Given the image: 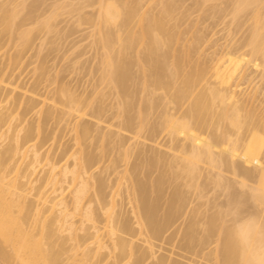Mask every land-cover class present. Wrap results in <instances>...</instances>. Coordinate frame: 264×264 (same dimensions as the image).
<instances>
[{"label":"bare ground","instance_id":"1","mask_svg":"<svg viewBox=\"0 0 264 264\" xmlns=\"http://www.w3.org/2000/svg\"><path fill=\"white\" fill-rule=\"evenodd\" d=\"M47 1H0V49L3 33L18 40L16 51L10 54L7 50V58L5 52L2 57L8 70L19 58L24 60L25 47L42 40L41 34L57 31L53 21L57 10L69 7L70 17L76 20L70 28L67 24L68 31L63 28L65 35L74 33L76 25L93 26L85 36L94 37L91 44L97 46V52L89 45L94 58L97 55L94 60L101 58L95 61L98 67L92 61L87 66L90 70L85 66V71L92 77L88 80L97 83L94 86L87 80L94 86L86 83L92 89L88 91V87V92H78L68 79L64 83L54 65L45 66L49 52L42 59L38 55L44 41L41 46L35 42L40 48L36 46L33 57L37 53L40 62H30L36 63L32 68L35 81L29 85L23 81L24 88L20 84L22 90L25 85L32 86L28 87L31 95L24 92L25 99L23 93L16 97L22 98L20 101H15L14 94L9 98L5 92L3 96V90L19 91V83L13 85L18 73L12 78L8 73L14 69L7 72L8 65L6 70L0 68V259L5 264H200L201 258L208 264H264V115L253 116L257 107L252 104L259 97L248 94L253 98L250 103L240 84L231 86L228 74L220 75L211 58L201 57L199 52V60L194 59L204 39L196 35L186 42L181 37L180 21L188 9L180 11L179 23L175 19L185 0H147L146 7L143 0ZM209 1L214 2L211 12L221 15H217L219 21L230 15L237 20L238 29L248 26L249 35L244 28L242 45L249 47L247 60L254 61L264 75V0L195 3L201 7ZM44 3H48L46 7ZM95 4H99L96 11H85ZM44 29L47 31L41 33ZM92 66L100 72L97 81L92 80L98 72L92 74ZM44 83L54 86L50 91L45 88L48 95L40 92ZM79 85L85 87V83ZM110 97L115 102L107 103ZM9 99H14V108L6 106ZM16 104L22 107L18 109ZM173 105H177L176 111ZM28 114L37 116L34 124L29 125L34 119L25 120ZM18 115L20 122L14 121ZM248 118L249 128L245 126ZM23 121L27 125H21ZM61 121H66L69 129L62 127ZM104 121L105 125L111 122L104 125L106 131ZM49 122L60 123L63 137L74 135L68 136L71 144L70 140L60 144L62 148L69 144L63 150L59 144L61 151L53 150L59 153L57 158L54 153L53 157L45 155L46 149L41 151L56 137ZM114 150L117 156L112 154ZM18 155L23 164L18 163ZM42 155L47 157L46 163ZM105 155L109 164L105 166L104 161L103 166ZM120 165L124 168L122 180L117 183L118 175L115 185H109L106 175H113L111 171ZM94 166L101 169L99 176ZM118 171L116 174L121 173ZM30 190L35 198H29ZM128 202L131 207L126 210ZM165 243L174 250L166 254ZM159 250L162 253L158 254Z\"/></svg>","mask_w":264,"mask_h":264},{"label":"rangeland","instance_id":"2","mask_svg":"<svg viewBox=\"0 0 264 264\" xmlns=\"http://www.w3.org/2000/svg\"><path fill=\"white\" fill-rule=\"evenodd\" d=\"M1 1V0H0ZM29 1V0H28ZM49 1V0H48ZM47 1V2H48ZM49 3V2H48ZM48 3H44L45 5V7H46V5L48 4ZM143 3L145 4V7L147 6V0H143ZM213 1H209V2H207V3H205L203 6H198L197 5V3H195V0H185V2L183 3V6L179 9V11L176 13V17H178V18H176L175 20H177V23H179L178 21L180 20V18H179V16L178 15H180L181 13H180V11H182V10H185V9H188V15L186 16V18L185 19H182L183 21H180V22H182L181 23V30H183L182 31V33H183V35H181V37L183 36V38H184V41L186 40V42L187 41H192V40H194V37L197 35V36H200V35H202V38L204 39V40H202L203 42L201 43V47L200 48H198L199 49V51H198V49L196 50V52H194V53H196V56H194V59H196V60H199V58L200 57H198L197 58V56H199V55H197V54H199V52H200V55H202L201 57H205V58H211L212 59V63L214 64V67H215V69L217 70V72L218 73H220V75H225V74H228V79H229V84L231 85V86H236V84H240V88L242 89V91H243V93H245L244 95H243V97H245L244 99H246V96H248V94L249 95H251L250 97H252V96H256V97H259V98H251V100L253 99V101H255L254 103H253V101H252V104H253V107H254V109L257 107V111L256 110H253V113L255 112V115H253V116H257L258 118H260V117H262L263 115H264V75H261L260 74V71L258 70V69H256L255 68V63H254V61H248L247 60V58H248V56H246L247 55V51H248V49H249V47L248 46H243L242 45V41H244V40H246V34H247V36L249 35L248 33H249V31H248V33H247V30L248 29H246V24H245V26H243L246 30H245V33L246 34H244V32H243V30H244V28L243 29H238V27H236V22H237V20H235V21H233L234 20V18L233 19H230L231 17H233V16H230L229 15V17L227 16L226 18L225 17H221L223 20H224V22H222L223 20L221 19L220 21L218 20L219 18L217 17V15H220V14H216V15H214V12L212 13L211 11H212V9H211V6L213 5ZM42 5H43V3H42ZM223 5V4H222ZM44 6H43V9H44ZM224 6V5H223ZM40 7H41V5H40ZM99 7V4H95L94 6H89V7H87L86 8V12L87 11H89L90 13L91 12H94V11H96L97 9L96 8H98ZM42 8V7H41ZM61 10H57V15L55 16V18H54V23L56 24V26H57V31H53V32H48L47 30H45L44 29V31L43 32H41V31H39V34H41V33H45V31H47L45 34H49L48 35V37H47V35H45V34H41V37L42 36H44L43 38H42V40L41 39H37L36 37L38 36V35H35V38L37 39V40H35L33 43H34V46L33 45H30L29 47H31V48H27V47H25V49H24V51L26 50V52H25V54H24V52L22 53V55L23 56H21V58L23 57V59L24 60H21L20 61V58H19V61H20V65L18 66V63H19V61H17V62H15V64L18 66V68H17V66H16V70H15V64L13 63V66H12V64H11V67H12V70L14 71H12L11 70V68H9L10 70H8V67H9V65L8 64H6V60H4L2 57L4 56V52H5V57H6V55L8 54V52H6L7 50L9 51V50H11L10 51V54H11V52H15L16 50H15V46H17V44H16V42L18 41L17 39H16V41L15 40H13V38H11V35L9 36V34H7L6 33V36H5V33H3V39H4V41H3V48L2 49H0V60H1V58H2V60L0 61V65H1V63L2 62H4L5 64H3L2 63V65L0 66V68L1 67H4L5 68V66L6 65H8V66H6V68H7V70H6V68H5V70L8 72H10V71H12V72H10V73H8L9 75L11 74V76H12V78H14V76L18 73V75L20 76L19 78H18V75H16L17 76V80H16V78H15V81H16V83L13 81V85H15L16 84V87H18L17 85V83H19V87L17 88L19 91H16V92H11V93H9L8 91H6V90H3L4 91V94H3V96L4 95H6L5 94V92H7V94H9V98H11V97H13V96H11L12 94H14V99H15V101H20V100H22V98L23 97H27L26 96V94H24V92H26L27 93V95H28V93H30L31 92V89H29L28 87H32V86H28L29 84H31V82H33V81H35V79H36V76H34V75H36V74H34V70L32 71V68L34 69V65L36 64H32V63H30L31 61L33 62V61H35V60H37V61H39L40 62V59H39V57L37 58V53H36V56H34L33 57V55H35L34 53L36 52V46L37 45H35V42H36V44L38 43L39 45L44 41V43H43V47L41 46V48L43 49V51H42V49H40L41 51H40V53L38 54L39 56H40V58L42 59V57L41 56H43V54H47L48 55V52H49V58H48V60L46 59V61L48 62V63H46L45 64V66L47 65V64H49V66H50V68H51V66H55L56 68H54L53 69V67H52V73H54V75L57 73L56 71H58L59 70V73L58 74H60L61 76L62 75H65V77H62L61 78V76L60 77H58L59 79H61V80H63L64 81V83H65V80L66 79H68L69 81H70V83H71V85H74L73 87L75 88H77V90H78V92L79 91H86L87 89H88V87L90 88V86H91V88L93 87V89H94V86H95V84L97 83V82H93V81H91V80H88V78H92L91 76H90V74L88 75L87 73H86V71H85V66L87 67L88 65H91L92 64V61H93V64L92 65H94V67H95V64L97 65V67L99 66V64H97L98 62H99V60H100V58H101V55L99 54V53H96V54H98V57H99V55H100V58H97V60H98V62H97V60H94V59H96V56H95V58H94V53L95 52H97V50L96 49H98V48H95V47H97V46H95L94 47V45L93 44H91V40H92V37H91V35H90V37H87V36H85L86 35V33L88 32L89 33V31L92 29V27H91V23H83V24H81V25H76L77 26V28H76V30H74V33H71V32H69L70 34H66L65 35V29H63L64 27L66 28V26H67V24H68V26L67 27H69L70 28V24L72 25L73 24V21L74 20H76V18H71L70 17V15H69V11H70V8L69 7H64V8H60ZM93 9H94V11H93ZM96 9V10H95ZM39 10V9H38ZM26 11V9L23 11L24 13H26L25 12ZM41 11V10H40ZM39 11V12H40ZM52 10H49V12H51ZM38 12V13H39ZM48 12V11H47ZM88 12V13H89ZM24 13H22V15H24ZM41 13V12H40ZM59 13V14H58ZM180 13V14H179ZM47 14L49 15V13H46L45 15L47 16ZM50 15H52V12H51V14ZM58 16V17H57ZM181 16V15H180ZM221 16V15H220ZM240 17V16H239ZM239 17H237V18H239ZM240 20H241V18H239ZM233 21V24H232V22H230L231 24H227L229 21ZM173 23H176V21L174 22V21H172ZM227 22V23H226ZM235 22V23H234ZM250 22V21H249ZM248 22V23H249ZM240 23V22H239ZM254 21H253V25H254ZM75 24V23H74ZM250 24H252V21H251V23ZM31 26V25H30ZM137 26V25H136ZM72 27V26H71ZM73 27H75V25L73 26ZM248 27V26H247ZM180 28V27H179ZM239 28H241V27H239ZM1 29V28H0ZM67 30L66 31H68L69 29L68 28H66ZM36 29H34V31H35ZM63 30H64V32H63ZM251 31H252V29H251ZM41 32V33H40ZM91 32V31H90ZM263 32H264V29H263ZM35 33V32H34ZM68 33V32H67ZM35 34H38V32L37 33H35ZM244 34V35H243ZM8 35V36H7ZM251 35V34H250ZM13 36V35H12ZM204 36V37H203ZM40 37V36H39ZM201 37V36H200ZM250 37V36H249ZM248 37V38H249ZM16 38V37H15ZM45 38H46V40H45ZM94 38V37H93ZM182 38V39H183ZM44 39V40H43ZM181 39V41H183ZM236 40H237V42H236ZM248 40V39H247ZM42 41V42H41ZM52 41H54L53 43H55L54 45L51 43ZM186 42H184V43H186ZM235 42V43H234ZM181 43V42H180ZM234 43V45L232 46V47H230L232 44ZM200 44V43H199ZM89 45H93V47H94V49H95V52H94V50L93 49H91L90 48V46ZM32 46H33V48H32ZM51 46H54L53 48L51 47ZM37 47H39V46H37ZM52 48V50L51 49H49V48ZM40 48V47H39ZM38 48V49H39ZM55 48V49H54ZM16 49H17V47H16ZM81 51V52H80ZM102 50H100V52H101ZM47 52V53H46ZM78 52H80L81 53V55H79V53ZM99 52V51H98ZM7 53V54H6ZM77 54H78V57H77ZM83 54V55H82ZM193 54V53H192ZM194 55V54H193ZM45 56V55H44ZM81 56V57H80ZM45 57H47V56H45ZM77 57V58H76ZM7 58V57H6ZM36 58V59H35ZM76 58V59H75ZM205 58H201V59H205ZM78 59V60H77ZM8 61V60H7ZM23 61V62H22ZM45 61V62H46ZM78 61V62H77ZM95 61L97 62V63H95ZM36 62V61H35ZM91 62V63H90ZM38 63V62H37ZM4 65V66H3ZM37 66V65H36ZM47 68H48V66H46ZM97 67H96V69H97ZM88 68V67H87ZM86 68V70L88 71V69L90 70V68H88L87 69ZM92 68H93V66H92ZM91 68V71H93L92 72V74L94 73V72H96L97 70L95 69V68H93L92 69ZM55 69H56V71H55ZM94 70H96V71H94ZM4 72V73H7V72ZM51 71V70H50ZM54 71V72H53ZM90 71V72H91ZM32 72V73H31ZM37 72V71H36ZM39 72V71H38ZM13 73V74H12ZM52 73L51 74H49V75H52ZM99 73V74H98ZM21 74V75H20ZM33 74V75H32ZM91 74V75H92ZM5 76H7L6 74H4ZM40 75V74H39ZM48 75V74H47ZM47 75H46V80H49V79H47ZM66 75H67V77H66ZM94 75L95 76H93V79L92 80H94V81H97L98 80V78L97 77H99V75H100V72H99V70H98V72H97V74L96 73H94ZM11 76H10V79L8 78L7 80L8 81H10L12 78H11ZM15 76V77H16ZM37 76H38V74H37ZM59 76V75H58ZM89 76V77H88ZM39 77V76H38ZM6 78V77H5ZM48 78H49V76H48ZM28 80V81H27ZM66 81L68 84H69V81ZM91 83V84H94V86L93 85H91V84H89V82ZM23 81H24V83L26 84L27 82H29L28 83V85H25V90H22V87L24 88V84H23ZM87 81V82H86ZM44 82V81H43ZM46 82V81H45ZM82 82H84L85 83V85H84V83H82ZM48 84H50L49 83V81L47 82ZM45 84L46 86H42L41 87V89H43V90H41L40 89V92L42 91V93H45L44 91H45V88H48V89H46V91H50V89H51V87L53 86H47L48 84ZM79 83H80V85H84L85 87H78V85H79ZM86 83H88L90 86H88V84L86 85ZM20 84H22V87L20 88ZM33 84V83H32ZM43 84V83H42ZM41 84V85H42ZM78 84V85H77ZM55 85V84H54ZM70 85V84H69ZM70 85V86H71ZM79 85V86H80ZM27 86V87H26ZM87 86V87H86ZM11 87H13V86H11ZM11 87H9L10 89H11ZM54 87V86H53ZM53 87H52V89H53ZM79 88H81V89H79ZM88 89V91H90V90H92V89ZM13 89V88H12ZM15 90H16V88H14ZM84 89V90H83ZM28 90H30V92H28ZM245 90V91H244ZM88 91H86V92H88ZM2 92V91H1ZM17 92H19V95H18V93ZM20 93H23V96H22V98L20 99V100H16L17 98L16 97H21V94ZM49 94V92H46L45 94H43V95H46V94ZM1 94V95H2ZM11 94V95H10ZM16 94V95H15ZM47 94V95H48ZM18 95V96H17ZM25 95V96H24ZM30 95H31V93H30ZM32 95H33V93H32ZM38 95H40V94H38ZM38 95H36L37 97H38ZM246 95V96H245ZM3 96H0V97H3ZM35 96V97H36ZM40 96H42V95H40ZM40 96L38 97V98H40ZM42 97H46V96H42ZM250 97L248 96V99H249V101H250V103H251V100H250ZM4 98H6V97H4ZM2 99V98H1ZM13 99V100H14ZM23 99H25V98H23ZM28 98H26V100H27ZM42 99V98H41ZM110 100L108 101L107 100V103H113V102H115V100H113V97L111 98H109ZM247 99V100H248ZM262 99V100H261ZM13 100H10L9 99V101H11V103L9 102V104L8 105H6V106H11V108H14V107H12V106H15V104H14V102H13ZM25 100V101H26ZM258 100H260V101H258ZM8 101V100H7ZM6 100H5V103L7 102ZM25 101H24V103H23V101H21L22 102V104H24L25 105ZM249 101H247V102H249ZM47 102H48V100H47ZM50 102H52L51 100H50ZM50 102H48V103H50ZM3 103H4V101H3ZM14 105H13V104ZM18 103V102H17ZM21 103H20V105H22ZM260 104V105H259ZM17 105V107H18V105L19 104H16ZM248 105H249V103H248ZM251 105V104H250ZM248 106V107H252V106ZM260 106V107H259ZM22 107V106H21ZM20 107V108H21ZM173 107H174V109H173V111H176L177 109H178V107H177V105H173ZM252 107V108H253ZM19 107H18V109H20ZM251 108V109H252ZM260 108V109H259ZM250 108H248V110H249ZM263 110V111H262ZM19 111V110H18ZM17 112V111H16ZM110 112V111H109ZM107 113V116L109 115V117H111L110 115H111V112L110 113ZM32 113V112H31ZM33 114H35L36 115V113H33ZM20 115H18V117H19ZM28 116H31L30 114H28L25 118H27V119H25V120H29L31 117H28ZM21 117V116H20ZM14 118V121L16 120V122H17V120L20 122V121H22V117L21 118ZM87 118H88V116H87ZM90 118V117H89ZM88 118V119H89ZM255 119L254 120H256L257 118L256 117H254ZM21 119V120H20ZM31 119H34V121L33 122H31L32 120H30V122H29V125H31L30 123H32V124H34V122H35V120L37 119V116H35V118H31ZM94 120V119H93ZM112 120V122L114 121H116V119L114 120V119H111ZM37 121V120H36ZM52 122H54V120H51ZM248 121V122H247ZM249 118L246 120V122H247V124H245V126L246 127H248L247 125H249ZM256 121H258V119L256 120ZM255 121V125L257 124V122ZM26 122V123H25ZM58 122V120H56V122L55 123H57ZM63 122V123H62ZM113 122V123H114ZM117 122V121H116ZM259 122V121H258ZM23 123H25L26 125H27V121H23L22 122V124L21 125H24ZM51 122H49V124H50ZM62 125V127H64V125H65V128H68V127H66V125H67V123H66V121H61L60 122ZM60 123H58V124H53L56 128H59V127H57V125L58 126H60ZM103 123H105V121L104 122H102V124ZM111 122H109V124H110ZM52 124V123H51ZM48 125V127H49V130H51V131H53L52 133L53 134H55L56 135V137H54L55 138V140H49V141H47L46 143H49L48 144V146H44V148L43 149H41V151H43L44 149H46V150H44V154L45 155H48V154H50V156H51V154L52 153H54V152H60L61 150H60V147H59V145L61 144V143H66V142H68L69 140H70V137L68 138V136L70 135L71 137L72 136H74V135H72L73 134V132L71 133V134H69L68 133V129H66V133H68L69 135H67L66 137H63V133L65 132V130L64 129H62V127L61 128H59V129H53V128H55V127H53V125ZM108 124V121H107V124L105 125V124H103V128H104V130L105 129H107V125H109ZM114 124H117V123H114ZM44 126H45V124H43ZM47 125V124H46ZM104 125L105 126H107V127H104ZM44 126H43V128H44ZM115 126V125H114ZM114 126H111V127H114ZM21 127V126H20ZM110 127V128H111ZM246 127H244L245 129H246ZM46 128V127H45ZM116 128H117V126H116ZM116 128L114 129V128H112L114 131L116 130ZM249 128V127H248ZM247 128V129H248ZM48 129V128H47ZM111 129V130H112ZM44 130H46V129H44ZM61 130H63V131H61ZM119 130V129H118ZM50 131V132H51ZM70 131V130H69ZM106 131V130H105ZM117 131V130H116ZM47 131H45L44 133H46ZM61 132H63V133H61ZM124 132V131H123ZM21 133H23L22 131H21ZM43 133V134H44ZM125 133V132H124ZM143 133V132H142ZM51 134V133H50ZM49 134V131H48V135H50ZM128 133L126 132V134L125 135H127ZM143 134H146L147 135V132L146 133H143ZM47 135V134H46ZM52 135V134H51ZM50 135V136H51ZM61 135H62V137H61ZM129 135H131V134H129ZM49 136V137H50ZM51 138H53V135H52V137H50V139ZM61 138V139H60ZM65 138V139H64ZM49 139V138H48ZM67 140V141H66ZM63 141V142H62ZM72 141H73V139H72ZM45 143V145H47ZM69 143V142H68ZM72 142H71V140H70V143L69 144H71ZM151 143V142H150ZM50 144H52V146L50 147V148H53V149H51L50 150V152L51 153H47V151H49L48 149H47V147L49 148V145ZM59 144V145H58ZM68 144V145H69ZM68 145H65V146H68ZM147 145H150L149 143H148V141H147ZM59 147V148H57V147ZM61 146V145H60ZM65 146H63V148H62V146H61V148H62V150L64 149V147ZM147 147V146H146ZM42 148V147H41ZM56 148V149H55ZM56 151H55V150ZM57 149L58 150H60V151H57ZM97 149V148H96ZM99 149V148H98ZM53 150H54V152H53ZM116 150V149H115ZM115 150L112 152V154L115 152ZM40 151V152H41ZM46 151V152H45ZM96 152H100V151H98V150H96ZM117 152V151H116ZM134 152L137 154L138 153V151H137V149L136 150H134ZM134 152H133V157H131V158H133L134 159V157H135V155H134ZM42 153V152H41ZM47 153V154H46ZM107 153V152H106ZM105 153V154H106ZM110 153V152H109ZM109 153L107 154V156L109 157ZM32 153H29V156H28V158L30 157V155H31ZM55 154V153H54ZM57 154H58V157H59V153H56L54 156H56V158H57ZM118 154H119V152H118ZM61 155V154H60ZM113 155H115V153L113 154ZM44 155H42V158H44V159H42V160H44V161H42L41 162V164L44 162V163H46L47 162V157H43ZM49 156V155H48ZM103 155H101V158H104V157H102ZM106 156V155H105ZM106 156V157H107ZM112 156V155H111ZM115 156H117V155H115ZM18 157H21V155H18ZM51 157H53V155L51 156ZM106 158V159H102L103 161V163L101 164V165H103L104 166V161L105 160H107L108 161V159L109 158ZM114 157V156H113ZM55 158V157H54ZM56 158H55V160H56ZM30 159V158H29ZM53 159V158H52ZM110 159H111V157H110ZM136 159V158H135ZM26 160V159H25ZM100 161H101V159H100ZM107 161H105V166H106V164L108 165L109 163L107 162ZM110 161V160H109ZM136 161H138L137 159H136ZM135 161V162H136ZM70 162V161H69ZM107 162V163H106ZM131 162H133V163H135L134 161H132L131 160ZM130 162V163H131ZM18 163H24L23 162V158L21 157V159L18 161ZM25 163H26V161H25ZM71 163V162H70ZM101 163V162H100ZM123 163V162H122ZM132 164V163H131ZM97 166L99 165V164H96ZM42 166H43V164H42ZM42 166H40L39 167V169L40 168H42ZM102 166V168H107V167H103ZM121 166V167H120ZM119 166V168H117V170L119 169V171H121V173H119V171H118V173L119 174H116L117 173V170L116 171H114V170H112L111 171V174H113V175H110V174H108V175H106V176H104L106 173H110V171H109V169H107V171H106V173L104 174V175H102V176H104L103 178H105L106 180H107V183L109 184V185H111L114 181H115V177L116 176H118V178L116 179L117 180V183H118V179L120 178V180H122L121 178H122V175H123V170H122V168H123V166L122 165H120ZM94 167H96V166H94ZM93 167V168H94ZM99 167H100V165H99ZM99 167H96V171L93 169V171H95V172H98V174L96 175V176H99L101 173H99V171L101 170ZM124 169V168H123ZM98 170V171H97ZM103 170V169H102ZM110 170H111V168H110ZM105 171V170H104ZM94 173V172H93ZM104 173V172H103ZM42 175V174H41ZM37 176V175H36ZM101 176V177H102ZM35 179L36 177H35V175L33 176V177H31V179ZM33 179V180H34ZM94 180V179H93ZM110 180L112 181L111 183H109L110 182ZM124 180V179H123ZM125 181V180H124ZM123 181V182H124ZM91 182H92V179H91ZM94 182H95V180H94ZM93 182V183H94ZM116 182V181H115ZM115 185V183H113V186ZM117 185V184H116ZM116 187V186H115ZM124 187H125V185H124ZM108 189H111L110 187L108 188ZM213 191H218V190H213ZM125 193H127L126 191H124ZM33 191L31 192V190H30V194H29V198H33L34 196H33ZM125 193H123V194H125ZM126 196H124V197H126L125 199L126 200H128L129 201V197H128V195L127 194H125ZM122 196V197H123ZM121 197V200L122 201H126L125 199H124V197L122 198ZM35 198V197H34ZM120 198V197H119ZM118 199V198H117ZM120 200V199H119ZM120 200V201H121ZM121 201V202H122ZM127 202V201H126ZM125 202V203H126ZM124 203V202H123ZM127 204L129 205L128 207L129 208H127ZM126 204V207H125V204H124V208H126V210L127 209H130V207H131V205L129 204V202ZM126 213V216H127V212H125ZM164 245V244H163ZM166 247H167V249L170 247V245L169 244H166L165 243V245H164V250L166 249ZM165 250V253L168 251H172V250H174V248L172 247V249H168V250ZM161 250H163V249H161ZM164 250H163V252H164ZM176 250V249H175ZM167 252V253H168ZM177 252H179L180 254H182L183 252L182 251H180V250H178L177 249ZM176 252V253H177ZM160 253H162L160 250L158 251V254H160ZM166 253V254H167ZM183 254H185V252L183 253ZM186 255V254H185ZM188 255V254H187ZM176 256V255H175ZM174 255H173V257H175ZM190 256V255H189ZM193 256H191V261L193 260L194 261V259L192 258ZM195 257V256H194ZM176 258V257H175ZM178 258V257H177ZM179 258H181V257H179ZM201 258V257H200ZM182 259V258H181ZM195 259H196V261H198L199 260V256H198V258L197 257H195ZM185 260V259H184ZM4 261V260H3ZM1 259H0V263L1 264H5V262H3ZM201 261V262H200ZM188 262H190V261H188ZM202 262H204L203 264H208L209 262H206L205 260H203L202 258H201V260H199V263L201 264ZM194 262H192V264H193ZM194 264H198V262H195Z\"/></svg>","mask_w":264,"mask_h":264}]
</instances>
